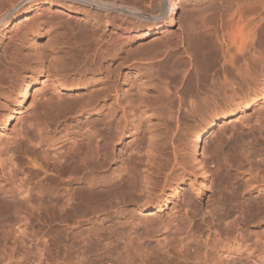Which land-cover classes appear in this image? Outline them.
Segmentation results:
<instances>
[{
    "label": "bare ground",
    "instance_id": "bare-ground-1",
    "mask_svg": "<svg viewBox=\"0 0 264 264\" xmlns=\"http://www.w3.org/2000/svg\"><path fill=\"white\" fill-rule=\"evenodd\" d=\"M144 1L146 0H0V26L4 24L8 26L15 17L25 13L23 19L12 27L15 32L14 46L17 48L21 39L28 33H35L40 38L44 25L63 23L70 31H77L82 35L86 49L90 50L85 53L84 62L94 65L108 57H117V53H114V56V51L125 53L127 47L122 42L130 39L134 31L138 38L167 33L179 43L181 54L187 58V66L197 73L198 67L194 61L195 53L191 48V42L199 39L198 36L203 33L215 32L217 30V28L214 30L215 25L205 19L204 13L194 17L186 16L185 35L173 36V28L178 23L177 10L183 0H148L151 4V8H148L150 13L142 5ZM187 1L183 4L186 6L183 7L199 6L203 9L210 4V0ZM218 3L221 14L239 29L238 31L235 27V32L237 31L239 35L236 32V36L230 38L228 44H231L227 45L230 47L225 50L224 57L236 70L233 69L240 82L255 80L259 72L264 73V0H220ZM141 23L147 24V27L137 30ZM3 45L4 33H1L0 48ZM14 54L15 51L11 53L12 56ZM119 59L122 60L121 63L119 62L120 66L125 64L126 59L123 56ZM65 63L61 71L57 67L52 69L55 90L57 92L85 90L81 94L83 96L78 107L65 105L66 113L75 116L83 111L87 116H98L96 122L93 120V123H89L87 120L91 125L86 123V127L83 126L86 129L80 130L82 132L68 128L59 130L56 125L52 128L50 126L53 123L48 125L47 120V125L43 128L38 125L40 131H37L39 132L37 135L25 137L27 144L29 142L35 147L39 146L38 149H32L31 156L25 149L26 155L29 154L27 162L15 155L16 146L8 144L0 147V165L6 162L8 168V176L5 177L7 183L0 182V193L12 196V199L0 197V264H113V262L134 264L132 261H127L126 257L121 261L117 259L118 257L113 259L115 256L109 249L112 246L110 242L114 245L113 241L108 243L98 241L102 239L97 236L100 230L106 233L105 236L113 235L117 231L115 228L119 226L112 227L113 221L109 223L112 224L113 229L107 227L104 225L105 220L112 213L115 215L119 214L116 212L124 213V208L132 203L138 207L162 210L171 201L169 196L173 199L179 196L182 184L190 185L196 197L200 199L202 192L208 187L210 171L207 162L199 157L202 141L239 112L244 113L257 104L264 106V84H260L256 90L246 94L245 101L235 102L236 106L222 110L207 125L197 128L187 144L191 150L188 159L179 148V135L176 130L172 132L167 130V120L164 123L165 129L158 128L159 124L149 125L150 117L158 113L157 103L142 100L141 95L138 99L120 95L116 78H114L115 82L113 79L109 78L110 81H106L104 77L95 75L90 78L86 76L79 79L71 78L66 73L62 74V71L66 72L69 67ZM117 68L111 71V78L117 77ZM43 72L44 69L40 67L35 75H27L16 96L1 99L6 115L0 120V137L6 134L12 122L16 121L19 113L23 112L31 89L41 81L42 76L46 75ZM108 74L110 75V72ZM183 80L182 78L179 81L180 86ZM233 86L236 88L237 84ZM179 87L173 91V96L176 98V113L184 104ZM233 90L235 91L234 87ZM57 96L61 97V94L58 93ZM194 102H189V105L195 107ZM144 122L149 123L148 131L143 134L135 147L131 148V153L124 160L121 159V156L115 153L116 145L123 143L127 133L135 134L141 131ZM49 127L51 129H48ZM256 129L264 132V120L256 126ZM64 143L70 148L60 153L65 146ZM241 151L240 164L238 163L236 172L234 170L230 175L233 189L239 193L238 195L241 194L240 197L242 196L241 211L238 214L228 215L229 217H225L215 227L211 225V221L203 230L195 224L191 227L188 225L187 235L179 238V247L189 250L194 246L196 257L204 259L203 261L208 264H249L250 261L257 264L258 259L264 257V234L261 235L259 230L252 226L253 222L264 221V152L255 153L256 151H251L249 148H243ZM51 160L57 167H66L63 172L59 171L58 179H61L60 183L66 184L68 188L65 185L64 190L60 189L63 192L57 194V198L62 201L61 205L54 204L60 208L59 214L55 206L53 205L54 208L52 206L53 211H57L58 214L55 215L58 219L57 223L53 219L52 222L55 224L50 225V230L43 231L38 222L44 215L38 210L44 201L40 188L43 184L40 185L39 181L35 183L33 180L36 181L39 173L46 169ZM121 160H123L121 165L112 168L113 164ZM106 171H110L108 175L103 174ZM220 175L219 178L222 177ZM166 187H170V193L166 192ZM252 193L256 194L252 195ZM21 196L25 197V203L16 200ZM186 206L196 210L198 204L196 206L187 201ZM9 213L11 216H8ZM125 214L122 216L126 217ZM84 222L87 223L86 228L83 226ZM88 224L91 226L88 227ZM132 225L120 239L126 238L131 242V239L136 237L143 241L146 235L143 237L142 234L147 232L144 231L147 229V224L136 222ZM102 226L107 228L104 229ZM164 228L167 229V226ZM140 229H144L142 233L139 232ZM95 235L99 239L95 238ZM157 236L155 240L160 241L161 235ZM163 241L167 242L168 236H164ZM193 243L195 245L191 247ZM169 246H171L169 243L163 246L165 252H169ZM61 248L65 249V252L61 251L63 254L59 252ZM102 248L103 252H101ZM236 254L238 256L232 257ZM262 264H264L263 260Z\"/></svg>",
    "mask_w": 264,
    "mask_h": 264
},
{
    "label": "rangeland",
    "instance_id": "rangeland-1",
    "mask_svg": "<svg viewBox=\"0 0 264 264\" xmlns=\"http://www.w3.org/2000/svg\"><path fill=\"white\" fill-rule=\"evenodd\" d=\"M183 1L177 10L178 23L173 28V36H184L185 17H191L192 15V17L198 16L200 13H204L205 19L215 25L214 30L217 28L215 32L210 34L203 33L198 36L199 39H197V37L196 41L193 40L191 42L193 45H191V48L195 53L194 61L198 67L197 73H194L193 70L187 66V58L181 54L179 43H177L172 36H169L170 34L167 35V33H159L147 38H138L135 33L136 31H134L135 35L132 33L133 36L130 39L124 41L125 43L122 42L123 45L127 47L125 53L121 54L120 51H114L113 54L117 53V57H108L102 62H98L99 64L95 63L96 66L94 64H89L90 62H84V55L90 50L86 49L82 40V35L77 31H70L63 23L58 22L59 24L57 23L56 25L48 23L44 25L45 27L43 26L44 28L41 30L42 35L40 38L37 37L35 33H28L21 39L17 48L14 46L13 36L15 32L12 27L23 19L25 13H21L15 17L8 26H5V24L1 25L0 34L4 33V45L0 48V120L4 119V115H6V110H4L1 103L3 97L10 98L11 96H16L21 89L23 79L26 78L27 75H35L40 67L44 69L43 73H46V75L42 76L41 81L31 89L23 112L19 113L17 120L12 122L6 134L0 137V147L7 146L8 144L16 146L15 148H17L18 151L16 150L17 154L15 155H18L17 157L20 158V160L27 162L29 159L28 157L31 156L30 153L32 149H38L39 146L35 147L34 144L29 142L28 145L26 138L39 133H37V131H40L38 125L43 128L47 123L48 125H52L53 123V125L50 126L52 128L56 125L59 130H61V128H68L79 132L86 127L85 124L88 123V121L89 123L93 120L96 122L95 120L98 115L90 117L83 111L75 114V116H71L72 113H66L65 105H70L72 108L78 107L82 98L81 96H83L81 94L85 91L57 92V90H55L54 78L51 74L52 69L53 67H57V69L61 71V68L65 66L64 63L66 62V66L69 67H67L68 69L66 72L62 71V74L66 73L69 77L75 79L84 78L85 76L90 78L93 75L97 77L102 76L106 81L110 78V80L113 79V82H115L117 79L116 85L120 95L123 94L133 99H138L141 95L143 96L142 100H150L153 103H157V106H159L158 113L150 117V124H145L146 122H144L141 131L135 134L127 133L123 139V143L116 145L115 153L121 156V159L124 160V158L131 153V148L135 147L136 143L142 139L143 134L148 131V124L153 126L159 124L158 128H164L166 120L168 122L166 125L167 130H169V132L176 130L175 132L179 135V148H181L182 152L185 153L189 159L191 150L187 144L193 138L195 130L207 125L209 121L212 120L216 114L221 113L222 110L225 111L236 106L237 102L245 101L246 99H244V96L246 94L256 90L260 84H264V73L259 72L258 78L249 80L247 83L244 82V84L240 82L236 75L237 73L233 71L234 67L227 62L224 57L225 50L230 47L227 46L231 44H228L229 41H231L230 38L233 39L238 32H235L236 26L234 27V24H230L228 19L221 14L219 10L220 7L218 6L220 0H210V4L208 3L209 6H205L207 9H202L199 6L183 7L186 6L183 4L188 2L187 0ZM142 5L146 7L147 12L150 13V11H148V8H151L150 2L146 0L142 2ZM138 27L137 30L145 29L147 24L141 23ZM236 30L239 31L237 27ZM251 33L252 32H250L249 35H251ZM237 35H239V33ZM13 51H15V54L12 56L11 53ZM155 51L158 53L154 54ZM119 56H123L126 59L124 62L125 64L121 66L119 64L121 60ZM41 61H43L42 64ZM118 65L119 67L117 68ZM115 68H117L118 75L117 77L111 78V71ZM109 72L110 75L108 74ZM182 78L184 80L180 86L178 83ZM249 82L251 84H248ZM232 83L234 85L237 84L239 88H237V86L235 88ZM227 84L230 85V87ZM246 84H248V86H246ZM176 87H179V93L184 102L178 113H176V98L173 96V91ZM220 87L222 89H220ZM58 93L61 94V97L57 96ZM190 100L195 101V107H192L191 104L189 105V102H191ZM263 120L264 106L257 104L244 113L239 112L226 121L219 130L204 138L201 143L202 149L199 157L207 162L210 171L208 176V187L202 192V197L200 199L196 197L195 191H193L190 185L182 184L179 196L176 199L169 196L171 201H169L168 206L164 207L162 210L146 208L144 206L138 207V205H134V203L129 204L127 205L128 207L126 206L127 208H124L126 217L122 216V214H124L123 212H116L119 214L115 215L112 213L104 222V225L110 228L114 227V225H119L116 228L114 227L117 231L113 235L110 234L111 236L109 234L105 236L106 233L100 230L97 236H100L103 241L102 239L98 241L104 243L113 241L114 245L110 242L112 248L109 247V249L112 250L113 256H115L113 259L118 257L117 259L119 261L125 260L126 257L127 261H132L134 264H208V262L203 261L204 259L196 257L195 251H193L195 242L191 244V247L193 246L192 248L185 250L179 247V238L187 235L186 230L189 228L187 227L188 225L191 227V225L195 224L199 229L203 230L207 228L206 225L211 221V225L215 227L218 225V222L224 220L225 217L227 218L228 215L230 216V214L234 213L238 214V212L241 211L242 196L240 197L241 194L238 195L239 193L233 189V184L230 182V175L234 173V170L236 172L237 166L240 164L239 161L242 159L240 152H242L241 150L243 148H249L251 151H256L255 153L263 154L264 137H262V135L264 136V132L257 131L259 128L255 130L256 126ZM50 127L48 129H51ZM69 148L68 144H65L60 153L65 152ZM25 149L30 154H28L29 156L26 155ZM123 160L113 164L112 168L121 165ZM5 163L6 162L0 165V182L3 184L7 183L5 177L8 176V168ZM58 167L54 165L51 160L46 166V169L39 173L40 176H37L39 180L37 177V179L35 178L36 181L33 180V182L37 183V181L40 182L43 179L41 183L38 182L40 185L43 184L40 188L44 201L41 207L39 206L40 209H38L39 212L45 215L38 221L43 231L50 230V225L57 223L58 219H56V216L59 214L60 208L56 205H61L62 203V201L57 198V194L60 195V192H63L64 188H68L66 184L65 187L62 183L64 185L63 187L60 183L61 179H58L60 176L59 173L63 172L66 167ZM109 172L110 171H106L103 172V174L105 173L104 175H108ZM219 174H221V178H219ZM227 174L229 178L226 176ZM200 180L201 178L199 177V181ZM60 189L63 190L60 191ZM170 190V187H166L167 193H170ZM230 191L234 193L232 194ZM255 194L256 193H252V195ZM5 195L6 194L3 192L0 193V197L12 199V196ZM16 200H19L18 202L22 200V202L25 203L24 196L17 197ZM187 201L194 203L196 206L198 204L197 209L194 210V208L191 209L186 206ZM43 204L49 205L44 206ZM53 205L55 206V210H58V214H56L57 211H53ZM9 215L11 216V213H9L8 216ZM102 216L104 215H101V217ZM53 219L55 223L52 222ZM115 219L118 220L116 221ZM148 221L151 224H149ZM110 222H113V226L112 224L109 225ZM136 222H145V224H147V229H143L147 231L145 234H142L143 237L146 235L143 241L136 237H133L131 242L126 238L120 239L123 233L126 231L128 232L129 227L133 226L132 224ZM191 222L192 224H190ZM89 225L90 224H88V227ZM83 226L86 228L87 223L84 222ZM106 226L102 227L106 229ZM166 226L167 229L164 228ZM252 226H254L256 230H259L261 235L264 234V221L253 222ZM151 229H154L153 231L155 232L148 231ZM158 229L162 230L158 231ZM143 230L140 229L139 232L142 233ZM118 233H121V235ZM157 235H161L160 241L155 240ZM164 236H168L167 242L163 241ZM95 238H97L96 235ZM117 239H119V241ZM167 243L171 245L168 247L169 252H165L163 248ZM190 243H192V241ZM113 246L118 248H113ZM61 251L65 252V249H59V252ZM103 251L104 249L102 248L101 252ZM115 251L116 253L118 252L117 255ZM214 254L215 252L212 253V255ZM236 256H238V254L232 255V257ZM262 260L264 261V257H262V259L259 258L257 264H262ZM113 264L115 263L113 262ZM249 264L253 263L250 261Z\"/></svg>",
    "mask_w": 264,
    "mask_h": 264
}]
</instances>
